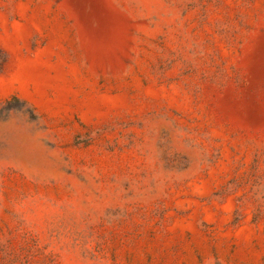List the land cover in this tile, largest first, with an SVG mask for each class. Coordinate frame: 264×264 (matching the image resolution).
Wrapping results in <instances>:
<instances>
[{"label": "rangeland", "instance_id": "1", "mask_svg": "<svg viewBox=\"0 0 264 264\" xmlns=\"http://www.w3.org/2000/svg\"><path fill=\"white\" fill-rule=\"evenodd\" d=\"M0 264H264V0H0Z\"/></svg>", "mask_w": 264, "mask_h": 264}]
</instances>
